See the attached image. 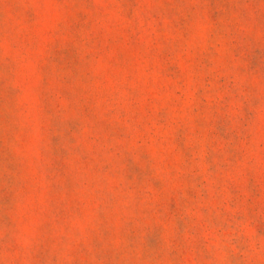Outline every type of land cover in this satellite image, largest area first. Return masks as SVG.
Instances as JSON below:
<instances>
[{
	"label": "rangeland",
	"instance_id": "obj_1",
	"mask_svg": "<svg viewBox=\"0 0 264 264\" xmlns=\"http://www.w3.org/2000/svg\"><path fill=\"white\" fill-rule=\"evenodd\" d=\"M0 264H264V0H0Z\"/></svg>",
	"mask_w": 264,
	"mask_h": 264
}]
</instances>
